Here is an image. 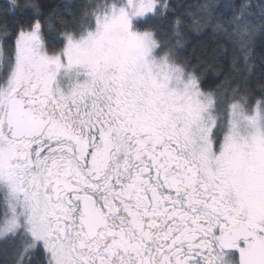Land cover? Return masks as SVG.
<instances>
[{
	"label": "snow or ice",
	"instance_id": "snow-or-ice-1",
	"mask_svg": "<svg viewBox=\"0 0 264 264\" xmlns=\"http://www.w3.org/2000/svg\"><path fill=\"white\" fill-rule=\"evenodd\" d=\"M0 264H264V0H8Z\"/></svg>",
	"mask_w": 264,
	"mask_h": 264
},
{
	"label": "trees",
	"instance_id": "trees-1",
	"mask_svg": "<svg viewBox=\"0 0 264 264\" xmlns=\"http://www.w3.org/2000/svg\"><path fill=\"white\" fill-rule=\"evenodd\" d=\"M7 2H8V0H0V11L3 10V8H4V6L6 5ZM49 2L52 3V4H56V3H59L60 0H49ZM173 2H175V0H173ZM257 50L259 51V48ZM207 79L209 80V82H211L215 78L213 76L209 75Z\"/></svg>",
	"mask_w": 264,
	"mask_h": 264
}]
</instances>
